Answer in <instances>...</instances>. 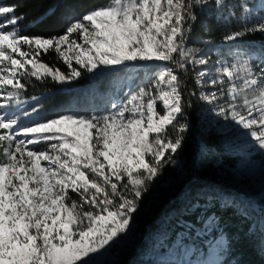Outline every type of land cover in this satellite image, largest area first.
<instances>
[{
	"label": "snow or ice",
	"instance_id": "1",
	"mask_svg": "<svg viewBox=\"0 0 264 264\" xmlns=\"http://www.w3.org/2000/svg\"><path fill=\"white\" fill-rule=\"evenodd\" d=\"M250 2L106 0L79 14L69 10L62 32L47 36L22 34L25 17L0 5V264H102L132 231L152 183L175 163L192 97L264 152V46L245 43L264 36V2L259 10ZM205 8L230 27L228 58L214 69L210 51L188 46L197 9ZM50 51L66 70L43 62ZM190 71L199 92L181 77ZM102 72L126 79L142 72L144 83L102 111L58 106L51 118L21 122L41 110L23 109L26 78L64 85ZM215 211L205 208L201 223H210L220 236L214 251L229 259L202 264H240L232 239L225 245L217 231L224 226Z\"/></svg>",
	"mask_w": 264,
	"mask_h": 264
},
{
	"label": "trees",
	"instance_id": "2",
	"mask_svg": "<svg viewBox=\"0 0 264 264\" xmlns=\"http://www.w3.org/2000/svg\"><path fill=\"white\" fill-rule=\"evenodd\" d=\"M105 2L106 0H5L7 5L16 7L17 16L25 17L20 24L22 34L45 36L62 32L63 17L69 10L79 14ZM253 5L258 6L257 0H251L249 6ZM50 10L56 12L55 19L51 17ZM257 10H259L258 7ZM237 11L242 10L237 9ZM197 12L199 18L194 24L192 39L188 46L201 47L205 51H210L213 63L209 67L214 69L216 59L228 58V49L231 45L223 42V36L230 30V27L220 20L219 13L214 9H197ZM201 39H210L212 43L203 45L200 43ZM245 43L259 50L264 46V37L256 34L247 37ZM41 59L50 66L60 67L62 71L66 70V66L54 52L50 51ZM142 77L136 81L134 90L144 83ZM181 77L185 79L189 90L200 91L194 82V73L190 71L187 77L181 73ZM26 79L30 80H26L28 87L25 92L28 96L46 95L48 98L45 104L48 107L63 106L65 108H70L67 105L71 101L70 93L65 91L67 88L81 90L85 83L94 81L88 73L64 85L52 81L51 78L43 81L34 77ZM112 85L111 91H115V83ZM192 99L195 102L187 110L190 130L186 135L183 148L175 155V163L167 165L152 183L142 201V206H144L153 197H163L167 205L160 219L170 217L169 223L167 225L159 223L146 225L143 219H140V223L144 221V227L150 225L149 233L159 238V242L152 245H155L156 251L162 255L183 256L186 252H190V262L198 261L199 264L209 259H229L227 256L219 255L218 248L217 252H214L213 245L220 239V236L213 231L210 223H201L205 216L204 209L215 206L216 211L213 215L221 217V223L224 226L222 230L217 231L223 232L226 245L229 238L232 239L233 256L239 259L240 264H264V252L261 251L264 247V206L259 204L261 199L248 195L247 191L241 190L235 193L228 185L221 183V175L218 173L221 166L237 167L244 156L236 153L235 140L232 142L224 139L225 132L214 129L205 130L207 124L204 123L202 116L206 115V106L196 97ZM74 101L76 102V99ZM180 171L186 173L185 183L180 193L170 198L163 182L168 178L178 177ZM252 198L259 204L257 208L252 207L254 203ZM246 199L248 200L245 206L241 207ZM224 206H228V209L221 211L220 209ZM137 261V264H143L139 259ZM169 264H177V262L171 261Z\"/></svg>",
	"mask_w": 264,
	"mask_h": 264
},
{
	"label": "rangeland",
	"instance_id": "3",
	"mask_svg": "<svg viewBox=\"0 0 264 264\" xmlns=\"http://www.w3.org/2000/svg\"><path fill=\"white\" fill-rule=\"evenodd\" d=\"M262 2H264V0H257L258 9ZM0 5L7 4L5 0H0ZM89 75L93 77L94 81L85 83L83 89L67 88L65 90L69 92L71 96V101L67 105L70 109L74 110L73 108L79 107L78 109L87 108L93 111H102L106 107H109L113 101L119 102V98L123 93L134 90L133 87L136 81L143 76V73L141 72L139 76L134 75L132 79H126L122 74L113 72H102L96 75ZM26 80L30 81L29 79ZM113 83H115V91H111ZM36 98V101H33L32 97L28 96V93L24 92L22 94V99L26 101L23 105V109L30 110L31 106H36L37 104H39L41 108L40 112L38 114H33L31 118H22V123L45 120L56 114L58 107H48V105L45 104L48 96L43 95ZM74 99H76V102ZM72 104H74V106ZM205 111L206 115L203 114L202 116L204 118L203 121H205L204 123L207 124L205 130L214 129L222 133L225 132L226 136H224V139H229L232 142L235 140L236 153L244 156L237 167L228 168L227 166H221L220 169H218V173L221 175V183L228 185L235 193L241 190L247 191L248 195H254L256 198L261 199L259 204L264 206V152L253 143L250 137L244 134L242 129L224 121L222 118H217L207 106ZM257 155L260 156L257 157ZM185 179L186 173L180 171L178 177L168 178L163 182L166 193L169 194L170 198L180 193ZM252 199L254 201L252 207L257 208L259 204L256 203L254 198ZM247 200L248 199L243 202L241 207L245 206ZM166 205L163 197L159 196L153 197L146 205L142 206L141 211L135 217L132 231L128 233L122 241L114 245L105 256L100 258L102 264H137L138 259L142 261L143 264H169L171 261H176L177 264H199L198 261L190 262V252H186L183 256L173 255L168 257L160 254L156 251L155 245H152L158 243L159 238L149 233V230H151L150 225L144 227V221H146V225H148V223L167 225L170 217L160 219ZM140 219L144 221L140 223ZM224 241L226 245V240L224 239ZM214 252H217V248ZM209 260L211 261V259Z\"/></svg>",
	"mask_w": 264,
	"mask_h": 264
}]
</instances>
